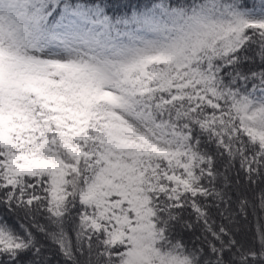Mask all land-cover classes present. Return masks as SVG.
Wrapping results in <instances>:
<instances>
[{"label": "snow or ice", "instance_id": "snow-or-ice-1", "mask_svg": "<svg viewBox=\"0 0 264 264\" xmlns=\"http://www.w3.org/2000/svg\"><path fill=\"white\" fill-rule=\"evenodd\" d=\"M108 7L0 0V264H264V0Z\"/></svg>", "mask_w": 264, "mask_h": 264}, {"label": "trees", "instance_id": "trees-1", "mask_svg": "<svg viewBox=\"0 0 264 264\" xmlns=\"http://www.w3.org/2000/svg\"><path fill=\"white\" fill-rule=\"evenodd\" d=\"M105 2L109 6V14L119 15L129 12L134 6L142 7L145 3H148L149 0H105ZM258 219L259 223L264 225V212L260 211L257 207L256 215H253L250 210L247 220L243 221V228L247 235H254ZM50 264H62V258L58 255V253L54 252L52 254Z\"/></svg>", "mask_w": 264, "mask_h": 264}]
</instances>
